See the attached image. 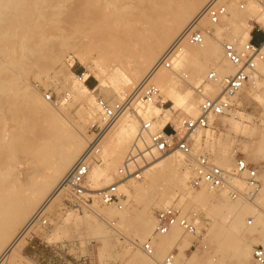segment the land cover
Listing matches in <instances>:
<instances>
[{
	"label": "bare ground",
	"instance_id": "bare-ground-1",
	"mask_svg": "<svg viewBox=\"0 0 264 264\" xmlns=\"http://www.w3.org/2000/svg\"><path fill=\"white\" fill-rule=\"evenodd\" d=\"M61 1L63 0H55L50 5L47 19L50 25L57 27V30L63 31L73 18L80 19L79 22L82 25L93 28L98 25L103 27L102 30L98 27L93 33L97 34L94 44L89 39L82 41L81 47L73 52L71 62L75 60L89 68L98 86L107 89L111 97L116 98L117 101L128 96L133 97L140 86L149 80L155 83L160 93H163L176 107L181 98L174 90V77L188 63L193 64L192 70L196 72L208 67L215 71L216 79L210 81L212 84H207L209 89L206 87L214 95L221 92L225 77L236 70V67L224 57L223 43L220 41V38L221 40L224 38L221 31L227 28H219L218 25H222L225 17L234 15L233 7L243 9L247 0L239 6L236 0H219L226 7V13L220 16L219 23H211L208 18L202 16L210 0H78V5L71 15L66 14L67 11L62 7ZM246 7L250 14L248 19L251 18L256 23H264V8L260 0L249 1ZM36 9H38L36 0L34 2L0 0V66L26 56L25 53L17 52L15 49L25 46L24 40L27 32H19V29L12 24L16 23L20 17L27 18L28 13ZM33 18L32 22H35L37 17ZM195 21H198L199 27L203 29L202 43L199 45L182 43L171 69L161 68L153 71V67L160 61L163 53ZM253 27L254 25L247 20L243 22L241 32L232 28L231 33L238 40V42H232L238 48L241 47L250 38ZM94 35H91V38H95ZM2 39L8 40V43L2 45ZM11 39L12 41H9ZM6 46L9 47L5 48ZM205 57L212 62L221 61V67L203 63L202 60ZM261 70H264V58L256 60L255 69L247 83L252 78L256 89L264 91V75L260 73ZM23 75L24 70H21L16 74H10L6 79L0 78V85L10 81L11 78L18 79L15 94L22 97L20 101L14 93L9 94L0 86V113L2 114L0 117V264H14L16 260L18 261L29 236L28 232H24L27 223L39 211L52 208L61 201L63 196L67 197L66 175L78 158L88 152L97 141L96 148L89 156L87 182L90 189L95 191L105 188L103 186L112 180L111 174L119 171L118 166H125V158L128 154L133 155L135 151L133 144L140 151L148 149L143 154L139 152V156L135 159L138 165H142L141 168L137 166L138 170L142 169L140 173L132 174L133 178L142 179L135 191L143 192L157 185L159 195H168L177 199L173 205L179 206L197 227L200 223L199 218L187 212L189 207L203 205L216 213L224 211L223 220L217 224H214L216 221H212V227L208 229L209 233H213L218 238V249L222 252H231L237 258V264H256L251 255L252 244L264 246V218L260 212L253 213L255 224H253L254 219L248 220L250 226H247L244 218L248 213H252L251 207L248 204H241L238 196L233 197L228 189H209L205 185L196 189L192 188L188 182L190 174L191 176L193 174V171L191 173L189 171L188 157L178 148L158 155L154 154L155 151L148 148L150 130L144 132L140 128V132L136 134L138 132L137 119L131 118L126 111L111 126L106 127V133L104 132L105 135L103 134L101 140H99L100 136L91 141L90 137L70 124L65 113L58 106L56 109L50 108L48 102L30 87ZM35 77L37 78V75ZM86 77L87 74H85ZM78 83V87L73 91H67V95H72L73 99H71L76 103L79 101L82 106L85 103L86 106H91L94 101L90 99L89 94L95 89H89L83 82ZM247 83L241 89L246 87ZM253 97L258 96L253 94ZM62 100H65L64 97ZM107 101L111 100L108 98ZM152 103L154 102L135 105V111L130 112H135L142 121H149L151 128L153 125V127L158 126L163 129L172 121V113L169 108L161 110ZM23 106L28 111L34 110L37 114L41 126L47 132L42 137L24 138L25 123L29 120V116L25 114ZM152 110L156 112L154 121L141 118L140 115L149 118ZM197 114L199 113L196 109L189 106L185 118H195ZM230 114L229 124L232 132L229 131L234 134H246L248 126L243 123L246 120H242L238 114ZM211 120L208 126L211 125ZM202 129L205 128L190 133V136ZM205 135L209 139L214 138L212 131L206 130ZM261 136L256 152L264 155V135ZM143 146L145 148L142 149ZM142 157H145V161L142 160L144 164L140 160ZM92 158L94 164L91 166ZM211 159L213 163L222 168L228 167L227 161L217 164L218 162ZM185 162L188 167L184 166ZM127 167L129 171L124 177L131 176L133 165L129 162ZM114 183L118 188V182ZM235 183L240 189L243 181L237 180ZM126 185L128 187V184ZM175 185L182 190L172 189ZM168 188L171 190L169 193H167ZM94 200L102 202L97 195ZM159 200L162 201V198L160 197ZM88 208L94 215H101L105 221H110L108 218L115 211L113 206H108L102 213H98L97 208L93 206H88ZM125 217L126 215L120 221H125ZM155 224V221L145 217L136 228L135 235L142 243ZM241 228L253 230L257 234L251 240H247L240 237ZM183 235L184 232L174 226L168 234L159 236V242H155L160 248L155 249L156 255L164 256L172 244ZM140 249L136 248L129 256L130 261L139 264H158L155 259H150ZM182 257L179 258L185 264L184 261L188 257L185 253H182Z\"/></svg>",
	"mask_w": 264,
	"mask_h": 264
},
{
	"label": "rangeland",
	"instance_id": "rangeland-1",
	"mask_svg": "<svg viewBox=\"0 0 264 264\" xmlns=\"http://www.w3.org/2000/svg\"><path fill=\"white\" fill-rule=\"evenodd\" d=\"M54 1L55 0H36L38 9L30 11L27 18L20 17L16 20V23L12 24L16 29H19V32H27L24 40L25 46L20 49H15L17 52L20 51L25 53L26 56L2 64L0 66V78L6 79L10 74H16V72L24 70L23 76L26 78L30 87L35 90L42 99L48 102L49 107L56 109L58 106L59 109L65 113L72 126L78 128L79 131L90 137L91 141H94L96 131H94V128L91 126L94 123L99 126L105 125V120L102 118L101 108L97 103V98L100 97L104 100H108L109 98L111 101L117 100L111 97L107 89L98 86V82L89 68L81 65L75 60L71 62V59L73 58V52L81 47L82 41L89 39L94 44V41L97 39V34L94 35L93 33L97 31L98 27L101 28V30L103 27L98 25L95 26L96 28H93L91 26L82 25L79 22L80 19L73 18L65 26L63 31L57 30V27L50 25L47 20L50 12L49 7ZM247 1L246 5L252 0ZM30 2H34V0H30ZM236 3L239 6L240 3L244 4L245 1L236 0ZM61 4L62 7L66 9V14L71 15L78 5V0H63ZM246 5H243V9L241 7L239 9L233 7L234 15L225 17L222 20V25H218L219 28H227V30L223 29V31H221L222 37H224V40L220 38L222 43L229 39H231L229 41L238 42L236 36L231 33V30L233 28L241 32L243 22L247 20L254 25L251 30L253 37H255L256 40H260L261 32L257 31L256 28H264V23H256L254 20H251V18L248 19L247 17H249L250 14L246 9ZM241 13L242 15H240ZM33 17H37L35 22H32L34 19ZM253 29L255 31H253ZM91 35H94L95 38H91ZM9 41H12V39ZM6 43H8V40L2 39V45ZM8 47L9 46H6L5 48ZM202 61L203 63H209L211 66L216 65V67H221L222 65L221 61L216 60L212 62L208 60V57H205ZM192 69L193 64L188 63L184 69L181 72L179 71L178 75L174 77L173 87L181 98L178 106L174 107L173 103L163 93H161L158 102L152 103L161 110L164 108L170 109L172 121L167 124V130L169 132H172L171 129L174 127H176V130L180 127L181 119H185L189 106L194 107L197 113H199V98L194 88L201 82L211 68L208 67L199 72L193 71ZM182 72L187 74L186 78L181 77ZM260 73L264 75V70H261ZM85 74H87L86 78ZM35 75H37V78ZM78 77L82 78L80 79ZM17 80L11 78L10 81L0 86L7 90V93H14L21 101L22 97L19 94H15ZM78 82L85 83L89 89H95L94 92L89 94L91 97L90 99L94 101V104L92 103L91 106H86L85 103V107H83L84 105L82 106L79 101L76 103L72 100V95H67V91H73L78 87ZM208 83L211 82H207L204 85V93L208 97L217 96L208 90ZM206 87L208 89H206ZM6 88H10L11 90L9 91ZM48 93L52 95L51 101L46 100L45 94ZM253 94H257L258 97H253ZM63 97L65 100H62ZM57 98L61 100L58 102ZM229 103L232 105V109L228 114L211 120V125L206 126L205 129L200 130L198 133H194L192 136H189V138L191 139L192 155L194 157L204 154L210 155L209 157L213 158L215 162H218L217 164L227 161L228 167L225 166L224 168L232 169L236 157L241 156L245 158L246 161L256 166L258 178L262 183V187L254 198L248 199L244 196L247 193L244 182L241 183L240 189L237 187V183L235 184L237 189L242 193L241 196H238L240 203L248 204L251 207L252 213H248L244 218V221L248 224V220H253L254 214L257 212H260L262 218H264V155L256 152L257 143L261 140V135H264V91L261 89L257 90L254 80L251 78L246 87L229 98ZM17 109L20 113V107ZM23 110L25 114L29 116V120L25 123L24 138H38L46 134L47 132L44 130V127L41 126L34 110L30 109L31 111H28L26 108ZM126 112L131 118L135 117L134 119H137L136 124L138 132L136 134H138L140 132L142 120L139 119L135 112ZM230 113L238 114L242 120H246V122H243L248 126L246 134L231 133L232 131L229 124V118L231 117ZM1 115L0 113V117ZM149 115V118L143 117L142 115L140 116L144 120L154 121L156 119L155 110H152ZM159 129L158 126L153 127L152 125L150 132ZM105 130L106 128L104 129L106 133ZM206 130L213 132V139H209V137L205 135ZM104 132L101 133L100 140L103 138V134L105 135ZM132 146L134 148L135 144ZM143 148L144 146L142 149ZM135 153L136 151H134L133 155ZM95 154L94 156H96ZM154 154L158 155L160 153L154 152ZM127 157L125 159H127ZM143 159L145 161V157L140 158L142 164H144L142 161ZM188 159L190 170L189 168L186 169L191 173L194 160L190 157H188ZM93 161L94 159L91 161V166L94 164ZM137 166L141 168L142 165ZM137 166L131 168V176L129 177H124L126 174L121 175L118 172L111 174L112 180L106 186H103L107 187L114 182H118L117 189L121 194L119 203L121 206L120 208L115 204H104L99 200H94L89 205L97 208L99 211L98 213L104 212L108 206H113L115 211L114 214L108 218L110 221L103 220L101 215H94L89 208L83 209V211L63 209V200L65 199L63 196L61 201L54 207L45 210L48 214V221L50 224L47 228L39 227L34 231L32 239H27L26 244L21 250V255L18 257V261L16 260L17 262L15 261L14 264H78L80 260L83 259H85L86 264H139L129 260V256L136 248H140L139 245L142 243L139 237L135 235L136 228L142 223L145 217H149L151 220L155 221V212L163 207L175 204L177 199H173L168 195H159V187L157 185L143 192L140 190L135 191L137 186L142 182V179L132 177L142 170H138ZM184 166L188 167L186 162ZM118 168L120 167L118 166ZM133 170L138 172L136 173ZM89 182L91 181L89 180ZM126 184H128V187H126ZM172 189L178 191L179 188L175 185L172 186ZM167 190V193L171 192L169 188ZM160 197L162 201L159 200ZM115 212L117 213L115 214ZM187 212L192 216L197 215L199 218V226L197 227V225H195L196 234L190 235L184 233L181 238L177 239L172 244V246L176 243L178 244L179 257H182V253H185L188 257V259L184 261L185 264H237V258L231 252L220 251L218 249V238H216L213 233L208 232V229L212 227V221H216L214 224L222 221L225 212L216 213L203 205L189 207ZM206 212L209 215L206 214ZM125 215V221H120ZM113 222L114 224H112ZM253 224H255V219ZM247 226H250V224ZM154 227L155 225L152 227L151 231L147 233L146 239L153 233ZM239 234L240 237L251 240L257 233L250 229L241 228ZM159 240L156 242H159ZM191 244H193V247L190 251H186ZM253 246H255V244H252V248ZM155 249H160L158 243H155ZM141 252L144 253L142 250ZM156 256L155 260L157 262L163 257L157 256L158 258H156Z\"/></svg>",
	"mask_w": 264,
	"mask_h": 264
},
{
	"label": "built area",
	"instance_id": "built-area-1",
	"mask_svg": "<svg viewBox=\"0 0 264 264\" xmlns=\"http://www.w3.org/2000/svg\"><path fill=\"white\" fill-rule=\"evenodd\" d=\"M243 5V3H240ZM262 8H264V0H260ZM226 13L224 3L219 0H210L207 4L202 16L208 18L211 23H219L220 16ZM261 32L260 40H256L251 36L241 47L232 41L223 42L224 57L236 67L233 74L225 77L221 93L215 97H208L204 93V84L216 79L214 70H209L201 82L194 88L199 98V114L195 118L181 119L179 130L173 128L172 132L167 130V125L163 129L149 132V149H153L158 153H165L174 148H178L185 156L194 160L193 174L189 179V185L192 188H199L205 185L209 189H228L233 197L241 196L242 193L236 188V181L242 180L247 188V193L244 195L248 199H252L259 192L262 183L258 178L256 166L246 161L245 158L237 156L234 166L231 170H226L215 163L208 155H192L190 133L198 129L208 126L209 121L216 119L219 116L228 114L232 105L229 103V98L235 95L249 80L251 73L255 69L256 60L264 58V28H256ZM203 40V29L199 27L198 21L190 24L185 31L170 45L163 53L160 61L155 64L153 71L161 68L171 69L173 61L181 49L182 43L186 42L193 45H199ZM182 78H186V73H181ZM82 78V77H78ZM161 96L158 86L148 81H145L137 93L132 97L128 96L120 101H107L100 97L97 98V103L101 108V114L105 125L99 126L93 124L95 138L98 139L101 133L107 126H111L117 118L125 111H135V105L146 104L148 102H158ZM47 100H52L50 93L45 94ZM151 123L142 121L141 131H149ZM100 140V139H99ZM98 141L92 145L88 152L80 156L71 167L69 173L65 177V185L67 187V197L63 200V209L81 210L88 209V206L97 197L104 204H115L120 206L121 194L115 183L109 186L92 190L88 186V173L90 164V154L96 148ZM145 148V147H144ZM136 155H129L125 161V166L119 168L118 173L125 175L129 170L127 164L130 162L133 166H137L136 157L145 151H140L136 145L134 147ZM140 152V153H139ZM155 227L152 235L147 238L141 245V250L151 259H155L156 250L155 242L159 236L168 234L172 227H178L184 233L195 235L196 226L192 220L182 212V210L174 205L163 207L155 212ZM48 214L41 210L38 214L30 219L27 223L24 232H28L27 239L31 240L34 231L39 228H47L49 225ZM193 247L191 244L186 251H190ZM179 253L178 244H174L172 248L162 257L158 264H183L177 257ZM252 258L256 264H264V246L255 245L252 248ZM78 264H86L85 259L80 260Z\"/></svg>",
	"mask_w": 264,
	"mask_h": 264
}]
</instances>
